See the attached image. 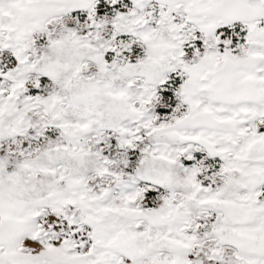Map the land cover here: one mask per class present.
<instances>
[{"label":"snow or ice","instance_id":"6c2138e0","mask_svg":"<svg viewBox=\"0 0 264 264\" xmlns=\"http://www.w3.org/2000/svg\"><path fill=\"white\" fill-rule=\"evenodd\" d=\"M0 264H264V0H0Z\"/></svg>","mask_w":264,"mask_h":264}]
</instances>
